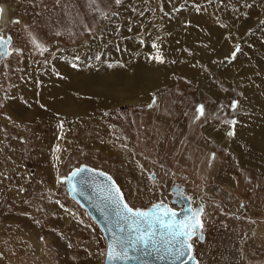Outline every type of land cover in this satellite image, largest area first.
<instances>
[{
  "label": "rangeland",
  "instance_id": "rangeland-1",
  "mask_svg": "<svg viewBox=\"0 0 264 264\" xmlns=\"http://www.w3.org/2000/svg\"><path fill=\"white\" fill-rule=\"evenodd\" d=\"M222 1L198 3L210 9ZM184 2L187 0L172 3L183 6ZM148 3L155 20L163 11V1ZM0 4L9 13V22L0 25V35L11 38L8 55L0 60V264L104 263L106 241L100 228L66 191L67 175L82 166L109 175L124 201L141 210L159 203L176 208L172 201L180 198L174 189L181 188L193 210L203 208L199 217L203 240L194 237L191 241L198 264H264V171L239 161L242 147L228 148L225 139H234L228 131L219 141L205 133L209 126L221 131L230 127L225 121L237 120L244 112L230 108L236 95L214 99L216 72L200 80L208 88L205 98L192 99L178 83L171 89L164 84L159 92H152L148 104L130 102L104 108L112 148L102 151L89 143L103 134L78 114L70 118L77 121L68 128L66 118L50 117L49 123L34 116L21 119L9 102L20 96L16 85L24 81L27 69H34L30 63L35 62L42 73H54L49 64L59 51L77 80L83 75L111 80L119 68L127 73L122 59L117 58L119 50L113 52V60H104L91 54L96 45L92 41L68 55L75 40L92 37L99 19L119 5L115 0H0ZM127 4L131 11L134 3L130 0H122L120 5ZM135 18L127 17L125 27ZM123 38L118 35L111 43L122 47ZM33 41L47 51L41 54ZM84 47L89 50L86 55L81 52ZM34 82L38 89L32 101L48 113L56 91L53 86L40 88L39 79ZM200 92L196 89V96ZM198 105L204 106L199 119Z\"/></svg>",
  "mask_w": 264,
  "mask_h": 264
},
{
  "label": "bare ground",
  "instance_id": "bare-ground-1",
  "mask_svg": "<svg viewBox=\"0 0 264 264\" xmlns=\"http://www.w3.org/2000/svg\"><path fill=\"white\" fill-rule=\"evenodd\" d=\"M161 1L163 11L155 20L148 8V0H130V3H134L131 11L129 4L113 6L107 17L99 19L98 30L92 37L83 36L70 45L72 49L68 48L67 53L71 57L80 45L83 47L92 41L96 45L92 47L91 54L104 60H113V52L120 51L121 55L117 58L122 59L127 73L119 68L111 80L103 81L92 75H83L77 80L74 74H70V67L65 64L62 59L64 55L59 51L58 56L49 64L55 70L54 73L50 70L42 73L35 62L30 63L34 69H27L24 81L16 85L20 96L10 99L9 103L14 108L12 112L18 114L21 119L34 116L47 120L48 123L50 117L55 120L66 118L68 121L64 123L68 128L77 121V118H70L78 114V118L89 123L97 133L103 134L102 138L95 137L97 140H91L90 146L95 144L100 146L102 151H110L107 150L110 146V128L104 121V108L130 102L148 104L153 96L152 92H159L164 84L167 88L171 85L173 88L175 83H178V87L187 90L192 99L205 98L208 88L201 86L200 80L205 79L210 72H216L217 79L215 86H212L215 96L212 93L211 95L219 100L236 95V110L244 112L238 117L235 115L238 123L234 129L226 127L221 131L209 126L205 128V133L219 141L226 131L233 130L234 139H225L228 148L242 147L243 155L238 157L239 161L245 160L250 166L264 171V0H221L222 3L215 6L208 5L210 9L198 3L205 0H187L184 2L186 6L176 5L180 0ZM175 1L176 4H173ZM0 9V25L3 26L9 22V13L4 4H0ZM132 15L137 18L127 28V17H133ZM144 24L147 27L142 28ZM136 32L141 33L132 35ZM118 35L125 37L120 40L122 47H119L118 43H111V39L117 38ZM99 42H102L101 47ZM153 44L157 45V48H154ZM237 45H242V48L231 60V53ZM157 49L163 57V63L152 59L158 54ZM81 52L86 55L89 50L84 47ZM4 57L7 56L2 58ZM35 79L41 80L40 88L53 86L56 91L55 103L48 113L32 101L36 100L34 91L38 89ZM198 88L201 90L199 97L196 96ZM22 93L26 102L23 101L24 97L23 100L21 98ZM180 113L178 111V114ZM110 147L112 148V145ZM245 150L250 153L245 154ZM131 168L129 172L132 171ZM248 171L253 172L249 168ZM225 179L228 180V176H225ZM175 193H181V190ZM182 201L180 199L178 202L183 203Z\"/></svg>",
  "mask_w": 264,
  "mask_h": 264
},
{
  "label": "snow or ice",
  "instance_id": "snow-or-ice-1",
  "mask_svg": "<svg viewBox=\"0 0 264 264\" xmlns=\"http://www.w3.org/2000/svg\"><path fill=\"white\" fill-rule=\"evenodd\" d=\"M121 2L122 0H115L117 5H120ZM10 42V37L5 38L0 35V57L8 55L6 49ZM33 42L41 50V54L47 51L42 44ZM153 47L157 48V45L153 44ZM239 51L240 47L237 45L231 56L234 58ZM157 52L158 54L152 59L163 63V57L159 55L158 49ZM72 67H76V65L73 64ZM237 106V101H232L230 104L233 111L237 109ZM196 112L197 119H199L204 115V106L198 105ZM225 123L234 129L238 121L232 119L225 121ZM227 135L234 136L235 132L229 130ZM82 171H85V169H78L72 175L76 176ZM108 179L111 180L110 177ZM70 180L71 178H69V182ZM72 190H76L75 185H73ZM103 190L108 193L105 199L115 204L116 211L114 214L117 217L115 230H110L112 235L108 243L106 264H117V262L132 260L139 261L142 257L152 256L153 253H156L157 258L161 260L171 258L179 264H189V261H193V264H195L191 241L194 237L201 238L198 234L203 228V222L199 217L203 212V208L193 210L189 207L186 213H178L177 210L164 204H154L151 209L141 210L130 207L124 201L120 189L114 183ZM177 195L182 200L190 199L185 197L182 192ZM180 215L183 216L182 219L178 218Z\"/></svg>",
  "mask_w": 264,
  "mask_h": 264
},
{
  "label": "water",
  "instance_id": "water-1",
  "mask_svg": "<svg viewBox=\"0 0 264 264\" xmlns=\"http://www.w3.org/2000/svg\"><path fill=\"white\" fill-rule=\"evenodd\" d=\"M7 50L8 48L6 49V51ZM1 59L2 57H0V60ZM78 169H85V171L79 172L78 175L73 176L72 174L76 172ZM101 173L103 172L82 166L80 168L73 170L69 175H67L65 179V185L68 195L72 199H74L75 202H77L81 208H83L86 211L89 218L93 222H95L96 225L102 231V234L106 241V251H105L103 264H106L108 243L112 235V232L110 230L113 231L115 230V226L117 224V217L114 214L116 211V206L115 204L105 199L108 193L103 189H105L108 185L113 183L116 185V183L109 175H107L106 173H103V175H101ZM108 177H110L111 180H109ZM69 178H71L70 182H69ZM73 185L76 186L75 191L72 190ZM116 187L119 188L117 185ZM178 190H181V188L174 189V191H178ZM172 202L177 205L178 213L179 212L186 213L189 207L192 208V202L190 199H183L182 201L183 207H181V203L177 202L176 200H173ZM151 207L148 209H151ZM178 218L182 219L183 216L180 215ZM198 236L201 237L199 238V240H203V235L201 232H199ZM192 255H193V250H192ZM193 258L195 264H198L196 258L194 256ZM117 264H179V262L173 261L171 260V258L165 260L158 259L157 254L153 253L152 256L142 257L141 260L139 261L132 260L125 262H117ZM189 264H193V261H189Z\"/></svg>",
  "mask_w": 264,
  "mask_h": 264
},
{
  "label": "crops",
  "instance_id": "crops-1",
  "mask_svg": "<svg viewBox=\"0 0 264 264\" xmlns=\"http://www.w3.org/2000/svg\"><path fill=\"white\" fill-rule=\"evenodd\" d=\"M54 203V202H53ZM105 256V255H104Z\"/></svg>",
  "mask_w": 264,
  "mask_h": 264
},
{
  "label": "flooded vegetation",
  "instance_id": "flooded-vegetation-1",
  "mask_svg": "<svg viewBox=\"0 0 264 264\" xmlns=\"http://www.w3.org/2000/svg\"><path fill=\"white\" fill-rule=\"evenodd\" d=\"M9 49V48H8Z\"/></svg>",
  "mask_w": 264,
  "mask_h": 264
}]
</instances>
